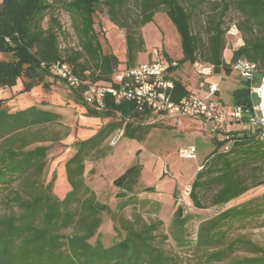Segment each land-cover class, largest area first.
Wrapping results in <instances>:
<instances>
[{"label": "trees", "instance_id": "obj_1", "mask_svg": "<svg viewBox=\"0 0 264 264\" xmlns=\"http://www.w3.org/2000/svg\"><path fill=\"white\" fill-rule=\"evenodd\" d=\"M61 4L71 17L77 49H61L59 37L63 29L56 17L51 16L48 25L42 26L44 16L55 8L53 2L0 0V56H7L0 57V87H12L21 80V92L38 85L46 91L51 82H64L51 71L56 62L67 63L73 74L87 83L115 85L112 77L119 60L113 53L103 52L94 28V15L102 7L110 21L125 31L127 67L135 66L137 54L145 49L142 26L151 22L157 12L166 14L179 35L181 47V57L176 61L167 56L169 62H175L169 66L167 76L172 82L167 92L173 101L192 93L173 76L182 64L201 59L202 63L212 65L214 73L223 71L229 75L232 63L243 58L256 63L258 71L252 84L241 79L232 90V105L252 110L256 104L251 86L260 85L264 76V0H62ZM230 9L240 14L236 27L243 43L232 50L230 61L226 62L225 16ZM199 15L201 24L196 30L194 20ZM85 88V84L70 88L75 101L84 106L85 115L109 117L112 121L76 143L75 152L64 163L69 189L62 198L52 192L55 174L45 184L40 178L48 146L28 148L37 142L58 140L54 134L45 135V127L60 115L35 105L9 112L0 98V190H7L6 210L0 214V264H181L178 255L169 253L156 240L163 224L161 219L146 222L121 214L136 199L131 192L138 183L140 163L131 165L112 181L118 189L116 196L124 199L118 211L100 202L83 177L85 160L104 157L107 149L101 145L115 130L121 129L122 136L127 138L142 140L155 126L146 122L152 112L146 107L138 108L133 100L117 101L108 92L102 96L101 105L96 101L87 103L82 96ZM229 139L231 143L224 152L218 149L227 139L215 146L190 183L189 197L197 208L203 207L197 190L215 189L211 204L221 206L264 184V177L247 183L240 173L241 167L264 158V136L260 137L255 128L233 131ZM144 190L153 192L154 187ZM103 213L110 216L116 233L120 236L123 233L109 246L96 237ZM260 216L264 218L263 195L201 220L195 245L206 252L205 263L264 264V246L245 236L227 239V230L232 225ZM186 220L182 206L177 205L171 232L180 246L187 243ZM238 251L246 254L226 261Z\"/></svg>", "mask_w": 264, "mask_h": 264}, {"label": "rangeland", "instance_id": "obj_2", "mask_svg": "<svg viewBox=\"0 0 264 264\" xmlns=\"http://www.w3.org/2000/svg\"><path fill=\"white\" fill-rule=\"evenodd\" d=\"M55 4V8L47 13L41 21L43 27H46L49 23L51 16L56 17L62 25L63 33L59 37L60 47L63 51L67 48L77 49L78 39L76 33L72 27V20L70 15L63 9L62 0H48ZM205 2L207 0H204ZM206 7V4L204 5ZM202 17L199 15L194 20V28L198 30L200 28ZM241 19L240 14L230 9L225 16V26L227 30L225 32V48L223 50V58L226 62L230 61L231 52L243 43L242 35L238 31L236 24ZM94 28L98 31L99 39L103 47L104 52H112L119 60V64L122 66L125 64V37L124 29L117 27L108 18L105 8L99 7L94 15ZM142 36L145 42L144 51L137 54L135 65L149 60L153 49H158L164 52L170 59L176 61L181 57L180 38L175 30L173 24L170 22L166 14L162 11L157 12L153 20L141 28ZM1 58H7V56H0ZM201 58V57H200ZM198 62H203L201 59ZM175 78L180 79L189 91L197 93L199 87V81L194 63L182 64L174 73ZM209 79L217 80L219 83L221 98L226 103H232L231 92L240 84V77L232 69L229 75L223 73L216 74L212 71ZM262 84V81L261 83ZM59 89H70L64 82L59 80L57 84ZM257 85L256 88H259ZM38 87V86H37ZM34 87L35 91L38 88ZM254 93L255 102H260V97L256 92ZM24 94V92H21ZM27 98V97H26ZM19 101V100H18ZM258 101V102H257ZM14 102L10 104L12 107ZM7 109L8 106H5ZM76 113V112H75ZM70 109L66 110L63 123L70 129L75 124L74 115ZM175 118H150L148 123L158 125L153 129L146 142L141 144L145 150L143 153H133L127 156H118L115 148L122 139V132H116L111 138L108 139V154L105 158H99L87 162V168L91 169L86 175V182L93 186L96 191L97 199L107 204L113 211H118L119 205L124 200L116 196L117 188L112 184V180L122 170L121 166L118 167L117 162L125 159L126 166L135 163L143 164L142 181L147 186L155 187L156 191L148 192L144 190L145 185L141 182L133 188L132 194L135 195V201H130L129 204L121 210V214L128 219L134 220L136 218L141 221H153L161 219L163 224L157 231V242L163 246L169 253L178 255L181 264H224L221 262H209L205 263V251L204 249L196 248L195 239L198 224L201 220L208 219L219 211L230 207L232 205L241 203L252 197H264V184L253 187L243 193L241 196L229 201L228 203L217 206L211 204V198L215 189L197 190L198 197L203 205L201 208H197L193 205L192 200L189 197L190 179L184 178V183L176 184L175 193L170 190L173 188V184L178 182L173 176L169 174V167L166 163L162 166H154L151 169V165L146 159H151L150 151L153 152V158H178L177 151L181 147H187L194 145L196 147V159H192L193 162H199L203 160L204 156L211 152L215 147V140H224L222 133L212 132L209 122L204 120L200 121L190 116H177L175 118V126L170 125V121ZM233 122V121H232ZM231 122V124H232ZM63 123H53L52 125L45 127V135H53L54 132L59 129L63 130ZM231 129L230 127H228ZM231 131V130H229ZM228 133V131H226ZM232 135V131L229 133ZM124 143L128 144V148L137 146V141L123 139ZM121 143V142H120ZM36 145H47L48 150L46 152V164L41 174V181L47 183L52 174H55V180L53 182L52 192L58 197H63L65 192L69 189L68 183L65 179V173L63 169V163L72 154V144L56 142H37L28 148ZM224 152V146L221 148ZM179 160H186L180 159ZM117 161V162H116ZM166 169L167 172H164ZM159 172V175H157ZM240 173L247 180V183H251L255 180L264 177V158H257L248 163L245 167L240 168ZM165 178L163 179V177ZM6 193L7 190H0V214L6 210ZM177 205H181L183 208V215L187 218L186 236L187 243L184 246H180L172 237L171 219L174 215V211ZM113 222L107 213L102 214V223L97 230V236L104 246H109L119 240L123 233L117 234L113 228ZM71 231V230H68ZM162 235H167L166 239H163ZM236 236H245L252 239L254 242L264 246V218L258 217L253 219H247V221L235 223L227 230V239H232ZM95 240V236L91 238V242ZM246 252L238 251L233 253L228 260L242 257Z\"/></svg>", "mask_w": 264, "mask_h": 264}, {"label": "built area", "instance_id": "obj_3", "mask_svg": "<svg viewBox=\"0 0 264 264\" xmlns=\"http://www.w3.org/2000/svg\"><path fill=\"white\" fill-rule=\"evenodd\" d=\"M175 62H169L162 52L153 49L149 60L141 62L132 67L118 68L113 74L115 85H99L87 83L73 74L70 66L64 62H56L51 66V71L62 78L69 88H76L82 84L86 85L82 93L84 101L93 103L96 101L101 105L104 93H111L117 101L120 99L133 100L138 108L146 107L152 113L170 114L176 116L199 117L209 122L210 129L215 133H222L227 144L226 150L231 140L226 133V122L228 120L243 121L248 129L256 128L260 137L264 136V114L261 102L252 105V110L242 106H233L230 110H225L219 101L213 97L200 98L190 93L178 101L170 98L167 89L172 87V82L167 76L170 75L168 68ZM195 71L202 84H207L209 95H213L217 90V83L208 82L206 78L212 73V65L195 62ZM232 69L240 79L253 83L257 74V65L254 62L240 58L232 63ZM264 76L259 88L251 86V92H256L262 96ZM177 155L184 159H193L196 157V148L194 145L181 147ZM190 191V187L187 188Z\"/></svg>", "mask_w": 264, "mask_h": 264}, {"label": "crops", "instance_id": "obj_4", "mask_svg": "<svg viewBox=\"0 0 264 264\" xmlns=\"http://www.w3.org/2000/svg\"><path fill=\"white\" fill-rule=\"evenodd\" d=\"M102 50H103V47H102ZM105 53H108V52H105ZM162 54L166 57L167 60H169L167 58V55L164 52H162ZM123 67H127L126 64H123L122 66L120 64H118V66H117V68H123ZM217 80L215 81V80L209 79L208 77L206 78V81H208V82L217 83V90L215 91V93L213 95H211V96L209 95V92L207 89V84H202L201 81H199L200 89L197 90L198 91L197 93H193V94L196 95L197 97H200V98L213 97L219 101L220 105L225 110H230L233 107V105H232V103H226L224 100H222L220 88H219V83L217 82ZM49 81H51V79H49ZM100 82L102 83L104 81H100ZM100 82L98 81V83H100ZM58 83H59V80L51 82L50 88L46 91L43 90L41 85H38V87L35 86L38 88V91H35L34 90L35 88L33 87L30 91L24 92V94H21L22 83H21V80H18L17 84L12 86V87H5V88L0 87V98H2L4 100V106H8L9 112H15V111H18L21 109H25L29 106L35 105V106H37L43 110L58 113L60 115V117L54 123H61V124L63 123L64 116L66 114L67 109H70L73 114L76 112L75 115L73 116L75 124L72 126L71 129L66 124L64 125V123H63L62 126H65V127H63V130L59 131V129H57L54 132L55 137L58 138V140H56V141H60L62 143H71L72 144V154H73L76 150V143L77 142L88 139L93 134H95V132L101 126L112 121V119L109 117L100 118V117H93V116L85 115L84 106L75 101V99L73 97V93L71 92V90L70 89L69 90L68 89H59V86L57 85ZM188 88L189 87L187 86V89ZM13 102H14V105L11 107L10 104ZM171 117L176 118L177 116L176 115H170V114L152 113V116H150L149 119L150 118H158V119L164 118V119H166V118H171ZM175 118H173L170 121V125L172 127L175 126ZM193 118L198 119L200 121L203 120L202 118H199V117H193ZM231 122H232V124H231ZM52 124L53 123H50V124H47L46 126H49ZM154 125L155 126L152 127L145 134V136L142 140H136V139H131V138H127L125 136H122L121 137L122 139H120L119 144L115 148L116 154L118 156H122V158H123L124 156H127L128 154H133V153H140L141 154V153H143V150H145V148H143L141 146V144L145 143L150 132L153 129H155L156 127H158V125H156V124H154ZM228 127H230L231 129H229ZM248 128L249 127H247V124H245L243 121L228 120L226 122V131H228V132L239 131V130H249ZM254 129L255 128H253V130ZM229 130H231V131H229ZM118 131L122 132L121 129L115 130L105 139V141L101 145L107 149V154H108V143H107L108 139L111 138ZM54 135H50V136L48 135V136L52 137ZM125 138L128 140L137 141L138 142L137 146H135L133 148H128L129 147L128 144L122 142L123 139H125ZM47 141H50V140H47ZM56 141H54V142H56ZM44 142H46V141H44ZM50 142H52V141H50ZM219 142L220 141L215 140V146H217ZM225 144H227V142H225L223 145H221L219 147L218 151H221V148ZM214 148L211 150V152L214 150ZM211 152L207 153L204 156L203 160H201L199 162H193L192 159L179 160L178 158H180V157H178V155H177L178 158H176V157L175 158H166V157H164V158H160V157L153 158V152L150 151V156L152 158L151 159L148 158V159H146V161L149 162V164L151 165V169H153L154 166H156V165L158 167L162 166V165H164V163H166L168 165L169 174H170V176H173L171 178H174L175 180L178 181V182H175L173 184V188H172V190H170L173 193L175 188H176V184L179 183L182 185L184 183V181H185L183 178L184 176L185 177L188 176V178L190 179L189 180L190 182L193 181L196 172L202 167V165L205 163L206 157ZM72 154H70V156ZM107 154L103 158H105L107 156ZM70 156H68V158ZM122 158L118 162L116 161L118 167L121 166V168H122L121 172L117 176H119L125 169H127L128 167L133 165V164H131L129 166H126L127 164H126V162H124L125 159L122 160ZM196 158H197V155L193 159H196ZM180 159H184V158H180ZM89 161H92V160H85V163H84L83 177H84L85 182H86V175L91 170V169L87 168V162H89ZM64 163H63V169H64ZM140 164L142 165V168H141L140 176L138 179V183L136 185H138L141 182L143 183V181H142L143 164L142 163H140ZM164 172H167L166 169H164ZM157 175H159V172ZM116 177H114V179ZM164 178H165V176L163 177V179ZM86 184L89 185L87 182H86ZM143 184L145 185V187H152V186H147L145 183H143ZM89 186L94 190V192L96 194V191L93 188V186H91V185H89ZM154 191H156L155 187H154Z\"/></svg>", "mask_w": 264, "mask_h": 264}, {"label": "water", "instance_id": "obj_5", "mask_svg": "<svg viewBox=\"0 0 264 264\" xmlns=\"http://www.w3.org/2000/svg\"><path fill=\"white\" fill-rule=\"evenodd\" d=\"M261 107H262V111H263V114H264V81H263V87H262V96H261Z\"/></svg>", "mask_w": 264, "mask_h": 264}]
</instances>
